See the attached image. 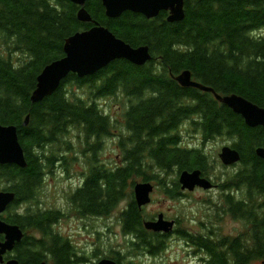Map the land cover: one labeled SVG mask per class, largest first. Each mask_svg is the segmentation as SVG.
<instances>
[{
  "label": "trees",
  "instance_id": "obj_1",
  "mask_svg": "<svg viewBox=\"0 0 264 264\" xmlns=\"http://www.w3.org/2000/svg\"><path fill=\"white\" fill-rule=\"evenodd\" d=\"M79 8L70 0H0V37L8 46L6 55L0 52V122L17 126L27 160L26 167L0 164V182H6L2 189L15 192L14 210L24 203L38 205L27 215L16 211L12 220L25 230L46 234L63 218L58 209L41 208L37 195L46 170L52 171L57 161L63 160L61 166L68 172L67 157L60 153H73L70 135L75 132L74 139L85 145L88 164L70 197L74 210L80 217L109 216L126 201L120 219L129 247L158 254L165 250L167 236L146 229L134 184L136 178L156 180L175 198L182 170L200 169L209 175L213 166L205 151L183 143L181 127L190 123L204 142L215 135L234 138L241 160L221 187L242 192L240 200L226 193L224 203L227 213L244 222L246 229L233 236L212 229L189 234L180 228V236L208 252L206 264H264V159L256 154L257 147H264V127L248 126L213 93L183 87L175 79L189 69L194 79L217 92L237 93L264 107V0H185L186 16L180 22H169L164 11L153 18L130 11L111 18L102 0L86 1L92 22H83L77 16ZM93 22L132 46L148 45L152 60L136 65L117 59L84 78L71 73L53 94L33 103L42 69L64 56L69 36ZM13 51L25 57L13 61ZM69 84L82 93L71 91ZM119 95L125 99V132L115 134L116 118L99 102ZM115 135L120 160L108 166L98 151L104 139ZM52 145L58 148L48 151ZM168 175L174 177L167 181ZM42 239H30L21 264H35L45 255L57 264H72L66 244L54 237L44 252Z\"/></svg>",
  "mask_w": 264,
  "mask_h": 264
},
{
  "label": "rangeland",
  "instance_id": "obj_2",
  "mask_svg": "<svg viewBox=\"0 0 264 264\" xmlns=\"http://www.w3.org/2000/svg\"><path fill=\"white\" fill-rule=\"evenodd\" d=\"M0 52L5 55L8 52V46L4 44L1 37ZM24 57L25 55L22 52L13 51V61L22 60ZM67 88H71V91L76 94L82 93L81 90L71 84ZM99 103L107 114L116 118L117 127L114 129V133L125 132L123 116L125 99L123 96H109ZM74 134L75 132L70 135L73 153L72 151L60 153L67 157L69 170L67 172L64 166H61L63 160L57 161L51 168L52 171L46 170L43 185L37 195L39 206L45 209L53 208L62 211L64 216L61 221L65 232L73 233L77 241L82 237H89V241L96 248L99 246L102 253L106 252L110 258L114 259L116 255L113 256L109 251H116L121 264H202L201 256H204V252H194L196 247L191 243H187L190 241H187L180 234L169 235L164 238L166 250L156 255L149 253L145 248L134 250L129 247V236L125 235L120 219V212L126 206V201H123L109 216L94 217L85 215L80 217L79 213L74 210L70 197L83 179L82 173L87 167L88 159L83 152L85 145L74 139ZM181 134L185 145L200 147L209 156L213 167L208 174L212 175L216 180V184H220V187L225 182L226 176L238 170L237 165L232 167L223 166L219 158L221 148L234 142L233 137L217 135L203 142L201 132L194 130L190 123L182 125ZM57 148V146L52 145L48 151H54ZM120 152L117 135L104 139L98 151L100 158L108 166L112 160H120ZM173 177L168 175L166 180L169 181ZM137 181L142 180L136 178ZM152 182L155 184V189L151 194V202L143 208L145 218L149 219L151 216H158L160 212H163L169 219L178 217L180 228L192 232L204 233L212 229L220 232L221 235L235 236L245 231L244 222L238 220V218L234 219L231 214H228L224 203V196L229 192L236 194L238 199L242 198V192L239 188L230 190L222 189V187L214 190L198 189L192 192L193 194L189 198L183 199L178 196L172 198L164 192L156 180H152ZM4 185H6V182H0V189ZM37 208L38 205L30 206V203L21 205L22 211H33Z\"/></svg>",
  "mask_w": 264,
  "mask_h": 264
},
{
  "label": "water",
  "instance_id": "obj_3",
  "mask_svg": "<svg viewBox=\"0 0 264 264\" xmlns=\"http://www.w3.org/2000/svg\"><path fill=\"white\" fill-rule=\"evenodd\" d=\"M80 8L77 16L80 21L92 22L91 14L86 8L87 0H70ZM108 17L117 18L124 12L141 13L148 18L156 17L162 11H167L169 22H180L185 18V0H102ZM117 59H126L136 65H144L152 60L148 45L132 46L122 38L116 36L108 27L93 22V25L83 31L69 36L64 43V56L48 63L37 76V85L31 95L36 103L53 94L62 81L69 74L86 77L108 66ZM183 87H194L204 92H211L223 104L230 107L235 113L241 114L248 126L264 127V107L253 103L239 95L221 96L209 85L194 79L192 71L183 70L175 76ZM27 119L25 125L27 124ZM256 154L264 159V147L256 148ZM219 158L224 165L237 164L241 160L240 152L231 145H224ZM0 164H16L27 166L25 151L20 143L18 128L15 125L4 126L0 123ZM179 182L182 190L193 191L196 187L212 189L213 181L202 176V170L184 169L179 173ZM155 189L152 181H137L134 184L135 200L140 208L149 204L151 194ZM15 193L9 190H0V215L14 202ZM176 220L167 219L163 212L155 219L144 220L147 229L155 232L170 233L174 230ZM0 233L6 235L5 242H0V255L14 247L15 242L24 236L18 224H9L0 219ZM5 264H20L13 259ZM45 264V263H42ZM98 264H118L116 260L104 258Z\"/></svg>",
  "mask_w": 264,
  "mask_h": 264
},
{
  "label": "flooded vegetation",
  "instance_id": "obj_4",
  "mask_svg": "<svg viewBox=\"0 0 264 264\" xmlns=\"http://www.w3.org/2000/svg\"><path fill=\"white\" fill-rule=\"evenodd\" d=\"M164 12H167V11H164ZM223 135H225V134H223ZM215 136H217V135H215ZM229 137H231V136H229ZM202 140L204 142L203 136H202ZM229 145L233 146V142L231 144H229ZM219 154H220V152H219ZM222 165H224V164L222 163ZM235 165L238 166V163L237 164H232V165H226V166L227 167H230V166L232 167V166H235ZM202 176L209 177V179H211L213 181L214 186L210 190L221 188L220 184H218V183L216 184V180L212 177V175H207L205 172L202 171ZM198 189H202V188L201 187H196L195 190H193V191L182 190L180 188V194H179L178 197L183 198V199L189 198L193 194L192 192H194V191H196ZM234 196H235V198L237 200L241 199V198L238 199L236 194H234ZM12 204L8 207L6 212H4L5 214L0 215V219L4 220L5 222H7L9 224H18V223L14 222L12 220L13 215H15L16 211L20 215L21 214L22 215H27L28 210L22 211L21 210V205L18 206L14 210ZM72 205H73V207L75 209L76 208L75 204L72 203ZM48 209L53 210V208H48ZM60 213H63V212L60 211ZM63 216H64V213H63ZM155 218H156V216L153 215L149 219H155ZM172 219L176 220V224L174 226L175 227L174 231L171 234H166V233L159 232V235H161L162 237H165V236H169V235L180 234V219L178 217L172 218ZM234 219H237V218L235 217ZM57 222H58L56 224L57 226L56 225L54 227L50 226L52 229H50V232L46 233V234L43 233V232H40L39 230L34 229V228H29V229L25 230L24 228H22L18 224L22 228V230L24 232V236H23V238L21 240L15 242L14 247L12 249L7 250L4 254L0 255V264H5L8 261L13 260V259L18 260L19 263L21 264V262H22V259H21L22 254L23 253H28V250H30V248H31L30 246H31L32 243H30V239L31 238H34L36 240L42 239V237L44 235H45V237H44V239H42V241H44V245L43 246L40 245V249L44 250V252H45V250L47 249L46 245L48 244V241L51 240V239H54V237H57L58 240L60 241V244H66L67 248L69 249V252H70V255H71V261H73L72 264H98V262L103 257H106V256L109 257L108 254H106V252L102 253V250H100L99 246L96 248V246L93 245L89 241V237H82V238L79 239V241H77V240H75V237H74L73 233L65 232L64 231V227H63V222L61 221V217H60L59 221H57ZM185 232H188L189 234L198 233V232H192V231H189V230H187ZM201 233L203 234V232H201ZM204 233L208 234V232H204ZM236 236H237V234H236ZM5 240H6V235L4 233H0V242H5ZM28 243H30V245H27ZM187 243H189V242H187ZM25 245H27L26 248L23 247ZM37 246L38 245H34V247L36 249H38ZM22 248H23V251H22ZM197 251H202V250L201 249H197V248L194 249V252H197ZM109 253H111V251H109ZM109 255H111V254H109ZM116 256L117 257H115L114 259L117 261L118 264H121L120 259L118 257V254H116ZM207 256H208V258H207ZM208 260H209V254H208V252H206L204 254V256H201V262H202V264H206ZM41 263L57 264V262L53 261V259L47 257L46 255H45V257L40 259L35 264H41Z\"/></svg>",
  "mask_w": 264,
  "mask_h": 264
},
{
  "label": "bare ground",
  "instance_id": "obj_5",
  "mask_svg": "<svg viewBox=\"0 0 264 264\" xmlns=\"http://www.w3.org/2000/svg\"><path fill=\"white\" fill-rule=\"evenodd\" d=\"M84 30V29H83ZM83 30H79V31H83ZM78 32V31H77ZM97 73V72H96ZM92 75H94V74H92ZM89 76H91V75H89ZM84 78V77H83ZM217 92V91H216ZM54 93V92H53ZM211 93V92H210ZM219 95H221V96H231V95H239L240 96V94H237V93H230V94H222V93H219V92H217ZM214 95V94H213ZM242 96V95H241ZM214 97H215V95H214ZM216 98V97H215ZM217 99V98H216ZM218 100V99H217ZM249 100V99H248ZM32 101V100H31ZM220 103H222V101H220V100H218ZM33 102V101H32ZM34 103V102H33ZM223 104V103H222ZM26 119H27V122L29 123V120H30V116L29 115H27L26 117H25V120H24V124H25V122H26ZM1 123V122H0ZM28 123L26 124V125H28ZM2 124V123H1ZM2 125H4V124H2ZM11 125V124H10ZM4 126H7V125H4ZM232 147H234V146H232ZM11 192H13V191H11ZM15 193V192H14ZM104 258H109V257H104ZM104 258H102V259H104ZM101 259V260H102ZM111 259H113V258H111ZM115 260V259H114ZM99 263V262H98ZM42 264V263H41Z\"/></svg>",
  "mask_w": 264,
  "mask_h": 264
}]
</instances>
